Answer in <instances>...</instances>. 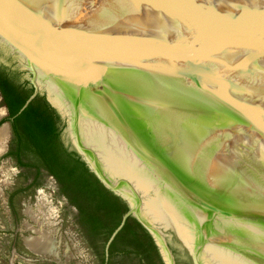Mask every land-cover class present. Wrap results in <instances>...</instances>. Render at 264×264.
<instances>
[{"label": "water", "instance_id": "1", "mask_svg": "<svg viewBox=\"0 0 264 264\" xmlns=\"http://www.w3.org/2000/svg\"><path fill=\"white\" fill-rule=\"evenodd\" d=\"M0 50L19 113L43 96L127 202L106 259L132 215L168 264L169 229L195 264H264V0H0Z\"/></svg>", "mask_w": 264, "mask_h": 264}, {"label": "trees", "instance_id": "2", "mask_svg": "<svg viewBox=\"0 0 264 264\" xmlns=\"http://www.w3.org/2000/svg\"><path fill=\"white\" fill-rule=\"evenodd\" d=\"M12 67L0 64V93L9 113L12 132L6 156L13 158L18 168L34 169L35 177L30 187L37 184L41 170L55 179L58 193L78 210L76 221L93 249L101 248L98 254L102 264L105 244L120 225L127 207L99 183L75 152L63 146L58 129L61 119L43 96H37L19 113L32 89L26 82L19 81L20 73ZM17 193L9 196L10 206ZM141 231L136 222L130 225L126 222L109 246L108 264L119 257L122 234L135 235Z\"/></svg>", "mask_w": 264, "mask_h": 264}, {"label": "rangeland", "instance_id": "3", "mask_svg": "<svg viewBox=\"0 0 264 264\" xmlns=\"http://www.w3.org/2000/svg\"><path fill=\"white\" fill-rule=\"evenodd\" d=\"M3 107L0 100V110ZM5 124L6 118H1L0 128ZM9 143L10 137L5 143L7 147ZM7 151L0 154V264H101L98 254L101 248L91 249L87 244L76 223L77 210L58 193L56 181L42 173L37 184L30 187L34 171L18 168L6 156ZM15 191L18 193L10 206L9 196ZM39 207H43L47 217L43 230L54 233L56 255L35 254L23 244L24 238L36 236L34 230L38 225L32 212ZM111 264L121 263L117 257Z\"/></svg>", "mask_w": 264, "mask_h": 264}, {"label": "flooded vegetation", "instance_id": "4", "mask_svg": "<svg viewBox=\"0 0 264 264\" xmlns=\"http://www.w3.org/2000/svg\"><path fill=\"white\" fill-rule=\"evenodd\" d=\"M0 52L2 53L1 50H0ZM12 69L20 72V69L17 67V65L15 67L13 66ZM27 86L30 87L28 84H27ZM0 96H1V93H0ZM2 102H3V99H2ZM62 126H63V124L61 121V125L58 127V129L60 131V139H61L63 146L69 150L68 146L65 145L64 139L62 138V131L64 129V126H63V128H62ZM11 138H12V132H11V136H10V141H11ZM8 150H9V145H8ZM11 159L13 160V158H11ZM31 170L34 171V169H31ZM42 173H47V172L41 170V174ZM56 184H57V182H56ZM113 195H115V194H113ZM115 196H117V195H115ZM117 197H119V196H117ZM119 198L125 203V205L127 207V210L125 211V213H127L128 212L127 202L125 200H123L121 197H119ZM65 200L67 201L66 198H65ZM72 207H74V206H72ZM125 213L123 215H125ZM77 214H78V210H77ZM121 221H122V218H121ZM126 222H128L129 225L132 222H136L143 231H141L140 233L135 234V235L134 234H127V232L125 234H122L121 242H120L119 257H118L120 260V263L121 264H168L166 262V259L164 258L163 254H162V251L160 249V246L158 245V242L156 240L155 235H153L148 229H146L132 215H129L125 219L123 226L126 224ZM76 223H77V221H76ZM77 225H78V228L80 229L81 233L83 234V236H85L87 244L90 246L91 249H93V247L90 243V239L88 238V236L85 234V232L82 230V228L80 227V225L78 223H77ZM167 233H169V235L166 233L165 234L162 233V235H163V238L166 242L167 248L171 254L172 263L173 264H195L194 258L192 256V254L190 253L189 249L180 240V238L177 236L175 231L172 229H169L167 231ZM103 253H104V261L102 264H108L109 248H108V258L107 259L105 258V247H104Z\"/></svg>", "mask_w": 264, "mask_h": 264}, {"label": "bare ground", "instance_id": "5", "mask_svg": "<svg viewBox=\"0 0 264 264\" xmlns=\"http://www.w3.org/2000/svg\"><path fill=\"white\" fill-rule=\"evenodd\" d=\"M3 114L4 111L2 109L0 110V117H2ZM8 138H9V132H8L7 124H5L0 128V154L3 153V151L6 149L5 143ZM32 213L34 214L35 222L38 225V227L37 229L34 230L36 233L35 237L24 238L23 244L25 248H28L33 253L39 255H43V254L56 255L58 249H57V242L53 237L54 235L53 231H45V229L43 230L42 228L43 222H45L44 220L45 218H47L45 217L43 207H39L36 210V212L33 211Z\"/></svg>", "mask_w": 264, "mask_h": 264}]
</instances>
